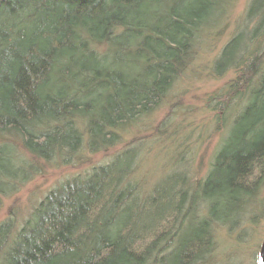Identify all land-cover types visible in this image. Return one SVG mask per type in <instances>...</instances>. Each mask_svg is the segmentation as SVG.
I'll list each match as a JSON object with an SVG mask.
<instances>
[{
  "label": "trees",
  "instance_id": "1",
  "mask_svg": "<svg viewBox=\"0 0 264 264\" xmlns=\"http://www.w3.org/2000/svg\"><path fill=\"white\" fill-rule=\"evenodd\" d=\"M232 1L0 0V210L46 165L105 153L166 102ZM235 26L207 70L228 79L185 135L217 137L206 170L182 163L147 184L127 146L21 222L9 207L0 264H222L217 231L264 219V0Z\"/></svg>",
  "mask_w": 264,
  "mask_h": 264
},
{
  "label": "rangeland",
  "instance_id": "2",
  "mask_svg": "<svg viewBox=\"0 0 264 264\" xmlns=\"http://www.w3.org/2000/svg\"><path fill=\"white\" fill-rule=\"evenodd\" d=\"M248 1L234 0L230 3L226 21L218 22L217 30L209 36H204L198 43L193 64L181 77L166 102L139 125L124 130L126 132L120 134L118 145L105 153L90 155L89 152L84 151L82 159L71 166L55 163L46 165L39 175L28 181L15 195L2 200L0 219L5 216L8 208L12 207V211L17 214L18 221L21 222L31 207L56 183L80 172L90 164L107 161L109 155L127 146L139 145L140 158L136 174L137 178L143 179L147 184L160 178L164 171L182 163L192 172H204L217 137L202 141L207 136L206 133L204 134L206 136L197 142L193 135L186 138L185 135L196 123L195 119L201 124V117L206 116L202 108V99L206 92L223 85L228 79V77L212 79L208 76L207 70L210 69L211 61L223 44L237 29L235 25ZM242 232L244 231L235 230L229 233L225 230L217 231L219 256L224 259L230 257L227 260L220 259L222 264H257L256 253L258 254L264 238V219L253 227L248 226L246 233Z\"/></svg>",
  "mask_w": 264,
  "mask_h": 264
},
{
  "label": "water",
  "instance_id": "3",
  "mask_svg": "<svg viewBox=\"0 0 264 264\" xmlns=\"http://www.w3.org/2000/svg\"><path fill=\"white\" fill-rule=\"evenodd\" d=\"M258 258H259V263L264 264V238L260 244Z\"/></svg>",
  "mask_w": 264,
  "mask_h": 264
}]
</instances>
